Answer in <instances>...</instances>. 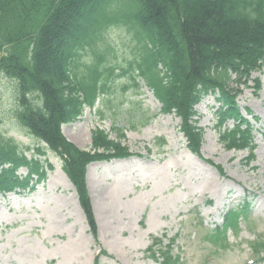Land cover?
<instances>
[{"label":"trees","instance_id":"trees-1","mask_svg":"<svg viewBox=\"0 0 264 264\" xmlns=\"http://www.w3.org/2000/svg\"><path fill=\"white\" fill-rule=\"evenodd\" d=\"M124 1L0 0V76L13 86V118L36 143L23 149L0 131V197L33 194L54 170L47 152L58 157L99 249L93 264L109 256L98 240L87 167L129 159L132 153L123 144L125 134L115 127L116 141L93 131L88 151L67 141L61 127L107 94L116 70L121 75L135 72L132 88L142 80L161 113L180 119L185 147L195 156L203 141L195 108L215 97L218 142L226 151L246 152L247 164L255 160L254 127L247 119L252 113L241 110L237 99L244 89L252 88L255 95L261 90L257 75L264 66V0H126L133 4L132 14L122 18ZM118 26L129 29L138 47L127 69L112 65V49L104 42L105 32ZM214 167L225 177L221 166ZM249 211L244 199L206 233V241L225 250L228 233L237 235L241 222L249 223ZM176 239L163 246L162 238L153 237L146 254L157 264H180L172 250ZM250 249L256 252L255 242ZM258 257L264 260L263 253Z\"/></svg>","mask_w":264,"mask_h":264},{"label":"rangeland","instance_id":"rangeland-1","mask_svg":"<svg viewBox=\"0 0 264 264\" xmlns=\"http://www.w3.org/2000/svg\"><path fill=\"white\" fill-rule=\"evenodd\" d=\"M123 3L125 18L133 4ZM104 42L112 49V65L127 69L136 58L137 43L127 27L109 28ZM115 75L93 108L86 107L78 120L61 127L65 139L84 151L90 149L96 129L116 141L115 127L125 134L123 144L132 153L129 159L87 167L98 240L109 256L102 257L101 264H157L146 254L152 238H162L167 246L176 236L172 250L180 264H264L258 257L264 254V66L257 75L259 93L244 89L237 99L241 110H250L258 119L254 123L247 117L256 145L255 160L248 164L246 152L226 151L218 142L215 97L204 98L195 108L203 131L200 154L195 156L185 147L180 119L161 113L142 80L132 88L136 73L121 75L116 70ZM15 107L12 83L0 76V131L23 149L33 148L35 141L13 118ZM45 159L54 170L33 194L0 197V264H93L99 249L61 171L62 162L49 152ZM244 198L250 203L249 223L241 222L237 235L228 233L225 250L211 246L206 233ZM254 242L256 252L250 249Z\"/></svg>","mask_w":264,"mask_h":264},{"label":"bare ground","instance_id":"bare-ground-1","mask_svg":"<svg viewBox=\"0 0 264 264\" xmlns=\"http://www.w3.org/2000/svg\"><path fill=\"white\" fill-rule=\"evenodd\" d=\"M8 197H9V198H13L14 196H12V195L10 196V195H9Z\"/></svg>","mask_w":264,"mask_h":264}]
</instances>
